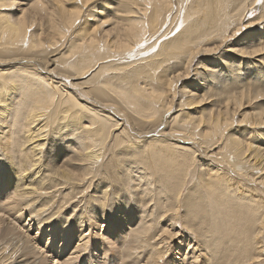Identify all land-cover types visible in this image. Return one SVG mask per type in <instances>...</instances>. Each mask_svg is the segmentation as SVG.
Returning a JSON list of instances; mask_svg holds the SVG:
<instances>
[{
    "label": "bare ground",
    "instance_id": "bare-ground-1",
    "mask_svg": "<svg viewBox=\"0 0 264 264\" xmlns=\"http://www.w3.org/2000/svg\"><path fill=\"white\" fill-rule=\"evenodd\" d=\"M16 1L0 0V194L8 192L7 203L0 205V264H43L35 249L43 246L29 236L32 226H21L26 230L21 235L8 221L22 224L26 216L48 245L57 236L66 244L77 243L64 264L89 252L96 238L84 229L99 228L100 222L109 224L114 239L105 234L99 247L113 258L97 264H205L204 258L217 260L223 254V238L242 246L227 247V260L218 264H264V197L247 184L264 186V132H256L264 130V107L237 119L245 102L264 101V45L251 47L264 35L255 44L239 39L249 47L234 45L233 54L224 56L228 51L222 49L241 34V22L258 0H117L113 11L118 19L109 30L104 29L108 21L93 30L80 29L79 21L98 0H80L72 8L66 6L78 0H19L24 8L15 16ZM262 2L261 15L246 30L264 25ZM178 28L180 33L165 41ZM217 55L221 57L213 59L211 68L200 66V58ZM133 66L128 82L112 81V73L122 75ZM161 68L164 79L154 76ZM90 77L85 99L62 79ZM72 85L87 88L84 82ZM207 85L215 87L212 96ZM109 96L120 108L104 104ZM176 101L181 108L209 107L200 115L181 111L173 118ZM115 110L123 123L108 112ZM126 112L137 122V136L127 127L131 119ZM236 125L256 133L255 140H245L246 130L230 134ZM112 129L119 130L114 138ZM112 140L126 149L122 155L109 154L105 163ZM199 152L203 157L196 163ZM186 156L190 161L183 163ZM168 163L174 165L164 180L180 181L172 203L154 206L149 181L157 179L155 169L165 171ZM118 164L122 171L138 174L140 183L146 180V189L140 183L127 189L113 184L120 176ZM193 171L198 172V196L189 193L182 201L181 189ZM232 189L241 201L231 199ZM126 194L134 210L122 202ZM245 195L246 203H241ZM180 226L186 234L181 237ZM124 227L128 232L119 241ZM110 240H117L118 248L108 249ZM217 240L220 246L215 247ZM48 247L43 254L50 253Z\"/></svg>",
    "mask_w": 264,
    "mask_h": 264
},
{
    "label": "rangeland",
    "instance_id": "rangeland-1",
    "mask_svg": "<svg viewBox=\"0 0 264 264\" xmlns=\"http://www.w3.org/2000/svg\"><path fill=\"white\" fill-rule=\"evenodd\" d=\"M80 0H78V1H75V2H70V5H67L66 7L67 8H72V7H75V5H76V3H80L79 2ZM241 0H238V1H236V3H239ZM263 0H259V2H257V4H255L254 6H255V8H254V10L253 11H251V12H249V14L247 13L246 14V17H245V20H244V22H241V23H243L244 25H243V27H242V31H241V34L239 33L234 39H233V41H231V42H228L227 43V45L224 47H222V49L224 48V51L225 50H227L228 52L227 53H225L224 54V56L226 55V54H231L233 51H232V46H234V45H236V48L237 49H239V48H248L249 47V45H246V44H244L243 42H251V41H254L253 43L255 44L256 43V41L261 37V35L260 34H263L264 35V25L262 26V27H260L259 29H256V28H253V29H249V30H246V25H247V23H249L250 21H251V23H252V21L254 22L256 19H258L259 18V16L261 15V10H259V8L260 7H262L261 5H262V2ZM16 4H18V5H16V7L17 8H15L14 10H13V12H11L12 14H14L15 16L16 15H18V14H20L21 13V10L24 8L23 6H20L21 5V2L19 1V0H17L16 1ZM95 4H97V6L96 5H93V6H89V9L87 10L88 11V13L83 17V19L82 20H80L79 21V25H80V29H83V28H87L88 30H93L94 29V27H98L99 25H100V23L101 22H104V21H108L107 22V24H109L108 26H106L104 29L105 30H109L110 29V27H112V25L117 21V19H118V17H117V19L115 18L114 19V17H115V13H114V11H113V8H115V5L117 4V0H98ZM258 5H259V7H258ZM96 6V8L95 9H93V12L91 11L92 10V8L93 7H95ZM22 8V9H21ZM19 10V11H18ZM86 10V9H85ZM86 11V12H87ZM248 16V17H247ZM86 18V19H85ZM39 19V18H38ZM40 20H37V22H39ZM82 21V22H81ZM113 23H112V22ZM115 21V22H114ZM249 25V24H248ZM38 29H39V27H38ZM179 29V30H178ZM178 29H176L175 31H173L170 35H169V38H166L165 39V41H168V40H171L172 38H174L175 36H177L179 33H180V31H181V29L180 28H178ZM243 32V33H242ZM103 36V35H102ZM241 40L242 39V41L243 42H240V41H238V40ZM261 39V38H260ZM263 40L262 41H260L261 43H259V42H257L256 43V45H254V46H251V47H257V46H261V45H264V38H262ZM237 43H240V44H237ZM228 45H231L230 47H228ZM245 45V46H244ZM233 54V53H232ZM220 55V54H219ZM219 55H217V56H211V57H206V58H200L199 59V62H201V65L200 66H206V67H208V68H211V66L213 65V59H215V58H217ZM219 57H221V56H219ZM261 58H263L262 60L264 61V55H261ZM260 59V58H259ZM144 60V59H143ZM173 62V59L172 60H170L169 61V63H172ZM142 63H144V62H142ZM139 64V62H137V65ZM133 65H136V64H133ZM137 67V66H136ZM135 68V66H133V68H129L128 70H127V73H124V74H122V75H120V74H115V73H112L110 76H111V78H115L114 80H112V81H115V83H122V82H128L129 80H130V77H129V74H130V72L133 70ZM198 67L196 66V71L197 72H199V70L197 69ZM162 69V70H161ZM160 70L158 69V72L156 71V74H154V76L155 77H157V78H165L166 77V75L165 74H163L164 73V69L163 68H161ZM207 70H209V69H207ZM251 70L252 71H254V70H256V69H254V68H251ZM128 71H130V72H128ZM163 71V72H162ZM201 71H202V67H201ZM241 72V74H243L244 73V69H243V67H242V70L240 71ZM200 73V72H199ZM115 75V76H114ZM122 76H123V78H122ZM201 78V77H200ZM260 78V77H259ZM258 78V79H259ZM64 81H65V83H66V85L68 86V87H70V89L71 90H73V92L74 93H77V97H81V98H83V99H85L84 98V96H82V93L83 92H86V90L88 89V87H89V81H90V79H91V77L89 78V79H87V80H77V81H74L72 78L70 79V78H68V79H66V78H62ZM118 79V80H117ZM163 79H161V80H163ZM190 79H192V81H195L197 78L196 77H191ZM123 80V81H122ZM196 81H199L198 79L196 80ZM86 83V86L85 87H87V88H84V86H81L80 88H74L73 87V83L74 84H79V83ZM242 82H244L245 83V86H250V85H246V83H248V80H247V78L244 76V78H243V81ZM72 83V84H71ZM141 83H142V85H143V81H141ZM188 83H192L191 81H189ZM194 83V82H193ZM243 83V84H244ZM205 87V86H204ZM207 88V90L208 91H210L209 92V96H212L215 92H216V90L215 91H213V89L215 88V87H211V86H209V88H208V85L206 86ZM263 87V89H264V85L262 86ZM165 89H166V91L168 92V94H167V96H169L170 95V89H167V85L165 86ZM69 90V89H68ZM206 90V91H207ZM207 91V92H208ZM194 92H196V91H194ZM199 95V93H196V96H198ZM200 94L202 95L203 93H201L200 92ZM111 98V99H110ZM106 100H109L110 102H104V104L105 105H115L114 107L112 106V107H110V108H115L116 107V109H118V108H120L119 107V104L118 103H116V102H114V101H116V100H114L112 97H110L109 96V99H106ZM81 101V100H80ZM210 101H212V99L210 100ZM101 102V101H100ZM180 101H176V103H175V106H174V112H173V118L174 117H176V116H178V115H180V114H182L181 113V111H183L184 113H197V114H201L202 113V111H204L205 110V108H207V107H209V106H206V107H202V106H198V107H195V108H190V109H196V110H190L188 107H178V103H179ZM110 103V104H109ZM244 106L241 108L242 110H241V115L240 116H238L237 117V119L238 120H242V118L244 117V115L245 114H252V113H255V112H257L258 110H260L262 107H264V101H260L259 99H250V101H247V102H245L244 104H243ZM99 109V108H98ZM114 110V109H113ZM110 114H112V115H114L115 116V118L116 119H118L119 117V122L120 123H123L125 120H123L124 118L123 117H121V116H118V118H117V114H118V112L115 110V112L113 113L112 111H108ZM127 113V112H126ZM245 113V114H244ZM116 114V115H115ZM197 114H193V116H197ZM127 117V119L129 118V119H131L128 123H127V127L129 128V131L131 132V131H134V132H131V134H133L134 136H137V131H136V129L134 128L135 126L137 127L138 125H137V122L136 121H134V119L132 118L133 116L131 115V113H127V115H126ZM123 118V119H122ZM169 118H170V116H169ZM128 119V120H129ZM131 121L133 122V123H131ZM242 125H245V124H242ZM240 129V131L238 132L237 131V129ZM246 127L245 126H242V127H239V125H236V127H235V130H230L229 131V133L230 134H232V135H236V136H239L241 133H243V131H245L246 130V132L245 133H248V132H250L249 134H246L245 136H244V138H245V140H247L249 143L250 142H253V140H255V136H257V134L256 133H252V131L250 130H247V129H245ZM122 129H120V131H121ZM112 132H111V134L110 135H114V136H112L113 138L115 137V135H118L119 134V130H114V129H112L111 130ZM256 132H258L259 134L260 133H262V132H264V130H259V131H256ZM157 136H159V134H156ZM255 135V136H254ZM133 136V137H134ZM151 136V135H150ZM111 137V136H110ZM254 138V139H253ZM257 138V137H256ZM109 140H111V138L109 139ZM120 140V139H119ZM125 140V139H124ZM261 141H263L264 140V137H263V139H260ZM113 141V140H112ZM114 143V141L113 142H107V148L109 149L108 150V152L106 153V158H105V163H107V161L109 160V159H111V157H112V155H109V154H121L122 155V151H123V153H124V149H126L125 147H124V144L122 145V144H118L117 146H116V143H114V146H113V148H112V152H111V149L109 148V146H111V144H113ZM173 142H171V144H172ZM123 148H122V147ZM116 147H117V150H115L116 149ZM186 147H188V149H190V146H187L186 145ZM120 148H121V150H120ZM123 149V150H122ZM120 152V153H118V152ZM217 152V151H216ZM126 154V153H125ZM200 155H202V156H200ZM110 157V158H109ZM187 158L186 159H184V161H183V163L185 162V160L188 162V161H190V158L188 157V156H186ZM203 157V154L201 153V152H199V154H197V157L195 158V160H197L196 161V163H198L199 162V160H201V158ZM2 160H4V158L2 159ZM5 164V163H4ZM215 164V163H214ZM217 164L219 165V162H217ZM121 164H118V167H120V170H121V166H120ZM174 165V163H168L167 165H166V170L165 171H161L160 172V170H158V169H155L156 171H157V176H156V178L157 179H151L149 182H152V186H151V190H152V198H154V200H153V203H154V206H156L157 204H162V203H164L165 202V204H168V203H166V202H169V203H172L173 202V198H174V186H176V185H178V182L180 181V180H172V181H165L164 180V178H163V176L164 175H167L166 173L168 172V174L170 173V171H171V168H172V166ZM216 165V164H215ZM217 166V165H216ZM155 168V167H154ZM219 169H221L222 171L221 172H223V174H225V173H227L228 171L226 170V167L225 166H219ZM120 170H118V172H117V174L119 173V175L120 176H117V178L118 179H116L115 181L116 182H118V183H115V182H113V184H116V185H121V186H123V189H127L128 187H136V185L138 186V183H140L139 182V180H138V177H139V175L138 174H136V173H133L134 174V176H133V174H130V172H128V173H126L125 171H120ZM132 171V170H131ZM121 172V173H120ZM196 173H198L197 171H193L190 175H189V178L187 179V183H186V187L184 186V187H182L183 189H181V194H180V198L182 199V201L185 199V197H187L188 196V194L189 193H191L192 195H194V194H196L195 192H194V188H197V174ZM130 174V175H129ZM128 176V177H127ZM137 176V177H136ZM120 177H122V178H120ZM109 178L110 179H112V181H114V179L113 178H111L110 176H109ZM120 178V179H119ZM126 178V179H125ZM235 178H237L236 176H235ZM135 180V181H134ZM239 180L240 181H242V183H244V182H246V180L245 179H243L242 177L241 178H239ZM258 180V182H260V179H257ZM121 181V182H120ZM124 181V182H123ZM138 181V182H137ZM143 181V180H142ZM141 181V183H140V186L141 185H143V189H146V186H145V184H144V182L146 181V180H144L143 182ZM122 182H123V184H122ZM127 182V183H126ZM129 182V183H128ZM149 182H147V183H149ZM164 182L166 183V184H164ZM146 183V182H145ZM154 183V184H153ZM169 183H173L174 185L172 186V185H169ZM247 184L250 186V187H252V188H254V189H256L257 190V193H258V195L260 196V197H264V186H262V185H255V184H250V183H248L247 182ZM119 185V186H120ZM125 185H126V187H125ZM128 186V187H127ZM169 190L168 191V193L167 194H162V192L164 191V190ZM126 192H127V190H126ZM231 199H235V200H238V201H241V199H238L237 197H239V194L237 193V192H233V189L231 190ZM2 194V195H1ZM0 194V200H1V202H0V205H5L6 203H7V199H6V195L8 194V192H7V194H5V193H1ZM129 195V194H128ZM127 194H126V196H124V198H123V200H122V202L124 203V204H127V203H129V207H130V210L132 209V210H134L135 209V205H133L134 203H133V200H131L130 199V197L128 196ZM196 196H198L197 194H196ZM127 197H129V198H127ZM170 197V198H169ZM161 198V199H160ZM244 198L246 199L247 197H246V195L245 196H243L242 197V201L243 202H241V203H246V201H244ZM165 199V200H164ZM132 204V205H131ZM111 206V205H110ZM116 206V204L114 205V207L112 208V210H111V213H114L117 209V207H115ZM181 207H180V216H181V218H183L184 216H183V213H185V211H184V205H183V202H182V204L180 205ZM132 207V208H131ZM59 204H56L55 205V207H54V212H58L59 211ZM153 212L154 213H156V216L154 217V219L158 222V215H157V213H158V208H156V209H154L153 210ZM4 217H5V219H8V215H5L4 213L2 214ZM56 218H57V216H55ZM8 221L9 222H11L12 221V226H15V228H17V230H16V232L15 233H18V234H21V235H24L25 234V231L23 232L22 230V228H21V226H23V225H25V224H29V225H31L32 226V230H31V233H29L30 235V238L33 240V242H35V239L37 240L38 239V241H39V244H42V246L43 247H47V246H49L48 248L50 249V253H42L43 252V247L42 248H40V247H36L37 245H35V249H36V252L39 250V252H41V254H38V256L36 257V260H39V261H41V262H43V264H47V263H49V264H64L63 263V261H65V260H68L69 258H71V257H69V254L72 252V249H73V247L74 246H76L77 245V243L75 244V242L73 241V240H71V242L70 241H68L69 243L68 244H66V242H65V240H63V241H61V239H60V241H58L59 239H58V236L57 237H55V239H53V241L54 242H50V244L51 245H48V241H47V239L44 237V236H41V234H40V232L38 231V226H37V224H35V225H33V223L31 224L30 222H29V217L28 216H26V217H24V221H23V223L22 224H19V222H15V221H13L11 218L10 219H8ZM182 221V220H181ZM183 222V221H182ZM100 224L102 225L103 223H101L100 222ZM183 224V223H182ZM101 225L99 226V228H97V227H93V228H91V229H89L88 227L87 228H85L84 230H86V234H89L90 236L91 235H93V237H95L96 239H93V245L90 247V249H89V252L88 253H86V254H83L82 255V257H80V259L79 260H74V261H72L70 264H97L98 262L97 261H99L100 260V262H103L105 259L107 260L108 259V261H106V262H109V257H112V255H109L108 257L107 256H105V251H104V249L100 246L99 247V244L101 245V243L103 242V237H105V234L107 235V237L109 236V237H111L112 239H114V235H112V229H109V228H111L110 226H108L109 224H107V223H104L103 225H102V227L103 228H101ZM162 226H164V223L163 222H161L160 224H157V227L159 228V229H162ZM1 227V226H0ZM128 228L129 227H124V229L123 230H121V231H123L122 233H120L119 235H118V240L119 241H122V239L121 238H119V236H122L123 234H125L126 232H128ZM109 229V230H108ZM116 231H118V228L116 229ZM178 231H180L181 233L179 234V236L181 237V235L182 234H184L185 232L183 231V229H182V227L180 226L179 227V229H178ZM182 232H184V233H182ZM129 233H130V231H129ZM67 235H68V233H66ZM97 234H98V237H97ZM161 234V232L159 233V235ZM184 235H186V234H184ZM168 237V236H167ZM98 238V239H97ZM68 240H70V239H68ZM117 241V240H116ZM114 242L113 241V243L111 242V240H110V244H108L109 243V241H108V243H105V246L108 248V249H113V248H115V247H117L118 248V244H116V243H118V242ZM232 241H235V240H232ZM95 242H99L98 243V245H96L95 244ZM222 243L223 244H225V247H224V249L222 250H220V251H222L223 252V254H221V253H218V258H217V260H215L214 259V257L213 256H211V258H210V261L209 260H207L208 258H204V261L206 262L205 264H218V260H222V261H226L227 260V258H228V250H227V247H232V248H237V247H240V246H242V244H239V243H228L227 242V239L226 238H223L222 239ZM62 244V245H61ZM68 245V246H66V245ZM214 244H215V247H218V246H220V243L218 242V240L216 241V242H214ZM213 244V242L210 244V245H214ZM232 244V245H231ZM122 247V246H121ZM222 248H223V246H221ZM67 248V249H66ZM70 249V250H69ZM106 249V248H105ZM178 248H175L174 250L175 251H172V253H171V255H172V259H175L176 258V250H177ZM107 250V249H106ZM186 250V249H185ZM64 251V252H63ZM71 251V252H70ZM64 254H63V253ZM105 252V253H104ZM62 255H61V254ZM235 252H233V254H234ZM170 256V255H169ZM83 258V259H82ZM113 258V257H112ZM91 260V261H90ZM93 260V261H92ZM232 260H233V256L230 258V262L232 263ZM96 261V262H95ZM176 263L177 264H180V261H176Z\"/></svg>",
    "mask_w": 264,
    "mask_h": 264
},
{
    "label": "snow or ice",
    "instance_id": "snow-or-ice-1",
    "mask_svg": "<svg viewBox=\"0 0 264 264\" xmlns=\"http://www.w3.org/2000/svg\"><path fill=\"white\" fill-rule=\"evenodd\" d=\"M258 2H259V0H258Z\"/></svg>",
    "mask_w": 264,
    "mask_h": 264
}]
</instances>
